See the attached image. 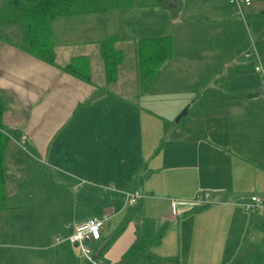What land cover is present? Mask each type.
Listing matches in <instances>:
<instances>
[{
  "label": "crops",
  "instance_id": "1",
  "mask_svg": "<svg viewBox=\"0 0 264 264\" xmlns=\"http://www.w3.org/2000/svg\"><path fill=\"white\" fill-rule=\"evenodd\" d=\"M250 1L251 37L226 0H164L162 6L54 19L53 65L0 43V129L8 139L0 264H86L65 238L75 224L102 215L94 253L107 264L139 239L152 258L200 264L202 254L204 264H222L226 253L241 250L225 245L234 234L226 230L232 220L242 225L239 236L252 231L250 258L264 250V215L238 204L251 194L264 196V80L252 57L258 56L264 76V2ZM111 37L123 59L107 84L97 56L99 43ZM159 38L171 40L170 55L142 90L137 42ZM76 57L88 58L89 83L60 70ZM152 90L172 101L175 114L195 117L179 131L163 128L165 144L147 152L134 130L142 115L137 107ZM245 113L260 120V136L239 137L236 117ZM225 115L234 121L225 124ZM199 118L203 122L193 125ZM73 141L75 152H65ZM23 146L36 157H22ZM55 151L61 157L52 159ZM129 191L142 196L124 206ZM196 194H206L207 202L169 215V198ZM166 237L176 245L171 252L160 249ZM194 242L199 247L193 249ZM213 243L219 244L214 256Z\"/></svg>",
  "mask_w": 264,
  "mask_h": 264
},
{
  "label": "trees",
  "instance_id": "2",
  "mask_svg": "<svg viewBox=\"0 0 264 264\" xmlns=\"http://www.w3.org/2000/svg\"><path fill=\"white\" fill-rule=\"evenodd\" d=\"M164 0H5L0 6V43L9 44L34 59L53 65L54 53L51 22L54 19L86 15H105L111 10H127L147 6H162ZM114 37L99 43V57L105 82L115 81L117 67L123 59L113 48ZM169 38L143 39L137 42L136 56L140 88L145 89L170 55ZM60 70L83 83H89L87 57L71 59ZM4 105L0 96V122ZM8 139L0 133V210L5 208V152ZM110 242V241H109ZM108 243V242H107ZM105 245L102 247L104 248ZM100 257V254L96 255ZM178 264L171 260L149 257L143 239L134 241L113 264ZM246 264H264V250L255 252Z\"/></svg>",
  "mask_w": 264,
  "mask_h": 264
},
{
  "label": "rangeland",
  "instance_id": "3",
  "mask_svg": "<svg viewBox=\"0 0 264 264\" xmlns=\"http://www.w3.org/2000/svg\"><path fill=\"white\" fill-rule=\"evenodd\" d=\"M3 1L4 0H0V6L3 3ZM254 2L255 1H253V5L256 6L257 3H254ZM260 2H264V0H261ZM233 17L235 18V20H237V18L235 16H233ZM237 21L241 22L242 27L243 26L248 27L249 35L251 37V33H250V26L251 25H249L250 23L247 22L248 20L245 17V15L243 16V21H241L239 19ZM259 22L261 24H264V17L259 19ZM56 23H60V22H56ZM126 54H128V57H129V55L131 54V51L127 50ZM97 61H98L97 63L101 62L98 56H97ZM152 82L147 86V88L149 86H151ZM234 84H239V82L236 81ZM139 85H140V82H139ZM144 101L145 102H143V104L141 106L137 107V108H141L142 115H141V121L139 124L140 128L138 130V128L136 129V127H135L134 136H136V138L137 137L139 138V136L141 137L142 144L143 145L145 144V146H146V147L145 146L144 147L142 146V147L144 148V150H145V148H147V150H148V151L146 150L147 152H150L149 150L151 148H153V146L155 144H157V148H161L163 146V144H165V142L161 140L163 128L167 129V130L168 129H175V130L179 131L178 129H183L184 125L186 124V122L188 120H190V119L192 120L195 117V115H193L192 112H190L185 117H179L181 115V112L178 114H175L173 112V110H172L173 105L171 104L172 101H166L165 102L162 99H158L156 97V93L154 92V90L148 91ZM243 116L244 115L238 114L236 117L237 121H238L237 125L241 129V131H239V134H240L239 137L240 138H252L253 136H256V137L260 136V130L257 126L259 124L260 120L254 119V118H252L253 115L250 116L249 114H246V113H245V117H243ZM178 117H179V119H178V121H176V119ZM232 121H234V120H232L229 115L228 116L225 115V118H224L225 124H230V122H232ZM198 122H203V120H201L199 118L195 122L193 121L192 123H193V125H195ZM205 122L207 123L206 120H205ZM235 134L236 133H233L234 136H235ZM169 138H170V135H169ZM133 146H135V145H133ZM23 148L25 151L20 152L22 157H36V155L33 154V152L30 151L27 146H23ZM75 148H76V145H74V141H73V145L69 148V150L67 149V147H65L64 151L70 152L73 150L72 152H75ZM59 153L60 152L55 151V153L53 154L54 157L52 159H55L56 157H61ZM132 157H136V156L134 154H132ZM134 160H136V158ZM58 164H60V163H58ZM243 201H241V202H243ZM241 202H239L238 204H240ZM249 212H251V211H249ZM237 223L238 222H236V220H232L226 224V230L231 231L234 229L233 230L234 234L231 235V238L229 237L230 241H229L228 245L227 244H225V245H226V248L228 247L227 249L234 248V251H237L238 250L237 248L241 247V250L236 252L235 255L232 254V256H230L231 254L229 255L226 253V256H225L226 259L224 258L222 260L223 261L222 264H226V263L230 262L232 259L237 264H244L246 262H249V260H250V254L249 253H251V250H252L254 242H255L254 240H252V236H251L252 231L245 229L244 230L245 235L239 236L240 227L242 228V225L240 226V223H238V224ZM226 236H229V234H226ZM235 240H236V242H235ZM237 242L239 244H237ZM89 243H90L93 251L96 250V248H98V246H96L97 242L92 241ZM258 243H259L258 244L259 248H262L261 243L260 242H258ZM150 245H151V247H155L156 249L158 247V246H156L157 245L156 241H153ZM217 246H219L218 243L212 244V256H214L215 251H216L215 248ZM231 246H233V247H231ZM174 247H176V245H175V243L173 244V238H170V237L164 238L161 245H160V249H162L163 251H169V252L173 251ZM197 247H199V244L197 242H194L192 244V248L195 249ZM203 257L204 256L201 254L202 260L201 261L196 260V261H198L200 264H204L205 260L203 261ZM189 259L191 260V257ZM215 260L216 259H214L212 261L215 262ZM188 262H189V264L190 263H196V262H192V260L188 261Z\"/></svg>",
  "mask_w": 264,
  "mask_h": 264
},
{
  "label": "built area",
  "instance_id": "4",
  "mask_svg": "<svg viewBox=\"0 0 264 264\" xmlns=\"http://www.w3.org/2000/svg\"><path fill=\"white\" fill-rule=\"evenodd\" d=\"M226 4L232 15L235 16L237 20L239 19L243 21V16L245 15V11L251 6V1L226 0ZM252 57L256 63L253 67L254 72L264 80L260 64L258 63V56L253 54ZM0 133H3L1 129ZM141 196L142 195L137 191L123 192V205L131 206L138 199H140ZM206 196L207 195L204 194V199H202L200 198L199 194H196L190 200L169 198V215L172 218H176L179 216L182 210H189L196 206L204 205L207 202L205 199ZM240 206H242L247 211L257 212L264 215V196L259 194H251L240 203ZM105 219V215H102L101 217L92 216L81 223H77L73 226L72 232L65 238V240L77 247L79 251V257L86 264H107L95 255L94 251L89 245V242L97 241L99 239ZM61 240L62 239L59 237L55 238L56 242Z\"/></svg>",
  "mask_w": 264,
  "mask_h": 264
},
{
  "label": "water",
  "instance_id": "5",
  "mask_svg": "<svg viewBox=\"0 0 264 264\" xmlns=\"http://www.w3.org/2000/svg\"><path fill=\"white\" fill-rule=\"evenodd\" d=\"M183 116V113H181V115L179 117ZM179 117L176 119V121H178Z\"/></svg>",
  "mask_w": 264,
  "mask_h": 264
}]
</instances>
